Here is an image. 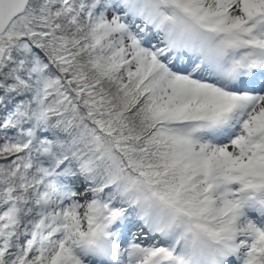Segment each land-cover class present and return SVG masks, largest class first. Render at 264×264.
Returning <instances> with one entry per match:
<instances>
[{
	"label": "snow or ice",
	"instance_id": "1",
	"mask_svg": "<svg viewBox=\"0 0 264 264\" xmlns=\"http://www.w3.org/2000/svg\"><path fill=\"white\" fill-rule=\"evenodd\" d=\"M0 264H264V0H0Z\"/></svg>",
	"mask_w": 264,
	"mask_h": 264
}]
</instances>
